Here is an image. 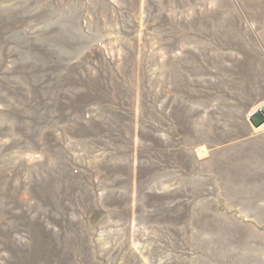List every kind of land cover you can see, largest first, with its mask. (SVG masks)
<instances>
[{
  "label": "rangeland",
  "instance_id": "374dc122",
  "mask_svg": "<svg viewBox=\"0 0 264 264\" xmlns=\"http://www.w3.org/2000/svg\"><path fill=\"white\" fill-rule=\"evenodd\" d=\"M264 0H0V264H264Z\"/></svg>",
  "mask_w": 264,
  "mask_h": 264
},
{
  "label": "water",
  "instance_id": "95a60500",
  "mask_svg": "<svg viewBox=\"0 0 264 264\" xmlns=\"http://www.w3.org/2000/svg\"><path fill=\"white\" fill-rule=\"evenodd\" d=\"M248 120L254 128L264 125V105L258 108L254 113L250 114Z\"/></svg>",
  "mask_w": 264,
  "mask_h": 264
}]
</instances>
